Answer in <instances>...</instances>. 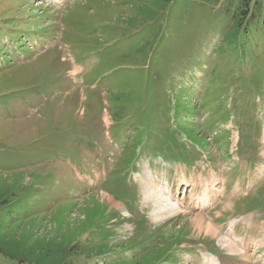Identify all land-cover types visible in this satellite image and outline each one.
<instances>
[{"label": "rangeland", "instance_id": "374dc122", "mask_svg": "<svg viewBox=\"0 0 264 264\" xmlns=\"http://www.w3.org/2000/svg\"><path fill=\"white\" fill-rule=\"evenodd\" d=\"M258 186L264 0H0V237L76 245L0 264H264Z\"/></svg>", "mask_w": 264, "mask_h": 264}, {"label": "trees", "instance_id": "16d2710c", "mask_svg": "<svg viewBox=\"0 0 264 264\" xmlns=\"http://www.w3.org/2000/svg\"><path fill=\"white\" fill-rule=\"evenodd\" d=\"M10 232V231H9ZM1 238H4L5 240H2ZM33 239L30 237L26 238L25 240H15L12 236H10L8 233L4 234L3 237H0V251H12V252H22L27 253V248H30L32 253H43V252H51V251H57V252H67V253H74V250L76 249V245L73 243L75 241L74 238H61L58 235H52V236H45L43 239H38L35 242L32 241ZM78 252V251H77ZM81 253V252H79ZM90 253V252H89Z\"/></svg>", "mask_w": 264, "mask_h": 264}, {"label": "bare ground", "instance_id": "6f19581e", "mask_svg": "<svg viewBox=\"0 0 264 264\" xmlns=\"http://www.w3.org/2000/svg\"><path fill=\"white\" fill-rule=\"evenodd\" d=\"M80 71V70H79ZM74 73V72H73ZM217 121V120H216ZM158 169V168H157ZM152 170V169H151ZM168 174V173H167ZM177 175V174H176ZM205 176V175H204ZM141 177H143L144 178V180H145V182H148V183H152V184H154L156 187L155 188H157V186H159V189L157 190L158 192H159V194L161 195V196H163V197H165V198H167V199H169L170 200V195H171V191L172 190H170V188L167 186V187H164V186H162L160 183H159V181H158V179L157 178H155V177H153L150 173H148V175H146V173H144V174H142V176L141 175H139V176H136V178H137V180L139 179V181H141ZM186 178V177H185ZM214 178L215 179H213V181L211 182V184H209L208 182L207 183H205L204 185H203V188L205 189V190H203V193H202V195H201V198H203L204 197V195H205V201H204V203L205 204H207V202L208 201H211L212 199H214V196L219 192V188L217 189L216 187H217V180H216V176H214ZM189 179V178H188ZM203 180V179H202ZM201 180V181H202ZM200 181V182H201ZM140 183V182H139ZM143 184V183H142ZM146 184V183H145ZM147 185V184H146ZM146 185H142V186H144V193H145V195H146V200L149 198V199H151L152 201L155 199V197H153L152 196V193L148 190V187L146 186ZM226 186V185H225ZM147 188V189H146ZM226 191V190H225ZM144 195V194H143ZM144 195V196H145ZM200 198V199H201ZM109 201L110 202H112V200L111 199H109ZM108 201V202H109ZM158 201V200H157ZM109 202V203H110ZM149 202V201H148ZM153 203H155V202H153ZM159 203L161 204V203H163L162 201H159ZM146 204V203H145ZM159 204V205H160ZM118 207V206H117ZM168 207V209H170L169 208V206H167ZM176 208H179L180 209V206L177 204L176 206H175ZM184 206L183 205H181V208H183ZM171 210V209H170ZM162 212V211H161ZM195 219L192 221L193 222V225L194 224H197V225H199L200 226V228L202 227V220H200V218H202V217H194ZM204 220H205V218H204ZM207 224V223H206ZM239 225V224H238ZM206 228V230L208 231V232H210V233H215V231H213V229L211 228V226H209V224H207V226L205 227ZM204 229V228H203ZM207 233V232H206Z\"/></svg>", "mask_w": 264, "mask_h": 264}]
</instances>
